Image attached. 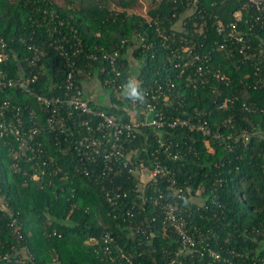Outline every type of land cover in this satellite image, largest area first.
Returning <instances> with one entry per match:
<instances>
[{
    "label": "trees",
    "instance_id": "obj_1",
    "mask_svg": "<svg viewBox=\"0 0 264 264\" xmlns=\"http://www.w3.org/2000/svg\"><path fill=\"white\" fill-rule=\"evenodd\" d=\"M112 1L116 7L111 0H0V40L7 43L10 54L8 60L0 62V70L15 78L22 71L30 73L28 58L33 53L28 46H43L49 58L35 88L52 94L51 84L61 81L66 69L57 45L69 46L67 40L75 43L81 39L86 66L82 78L91 75L102 81L106 74V63L88 58V54L120 50L125 80L136 83L137 91L156 88L167 80L174 82L167 105L159 101L165 113L196 117L198 110L214 127L232 119L230 132L240 135L244 128L250 132L255 128L261 134L208 143L201 133L183 127H146L128 145L139 148L148 165L157 157L174 172L185 194L178 203L187 209L186 227L195 238V244L187 247L163 223L154 189L146 191L150 197L146 202L139 198L130 169L113 183L103 181L98 172L90 177L80 172L83 165L79 166L77 152L72 150L66 157L59 156L69 176L36 180L12 169V155L6 139L0 136V196L7 208L0 207V254L16 241L10 222L17 218L23 233L21 246L30 253L26 264H117L119 248L131 256L133 264H264V87L249 89L247 83L257 79L254 67L225 50L214 53L210 69L221 67L228 80L207 75L208 82L202 83V78L194 82L187 71L182 74L175 66L177 52L185 44L183 38L192 36L196 42L212 46L220 39L213 24L233 19L241 2L197 0L204 11L187 15L194 0H149L146 12L137 11L141 0ZM203 15L204 33L195 35L193 25L196 22L200 27ZM158 23L171 35L170 41L158 36ZM257 32L264 38V29ZM135 34L145 38L146 46ZM134 59L139 69L135 78ZM13 93L3 90L0 97ZM17 96L19 101L36 105L26 94ZM125 97L119 99L112 93L110 103L103 108L130 120L132 95L128 92ZM226 97H235L234 103L228 109L218 108ZM224 130L228 128L224 126ZM41 137L47 150L55 154V136L46 132ZM61 141L67 145L63 138ZM171 152L181 156L173 158ZM103 184L109 191L122 187L128 195L113 205ZM161 190H167L166 185ZM198 197L201 201L195 200ZM164 198L175 199L168 193ZM107 233L114 238L108 243L114 253L102 249ZM91 237L100 242H90ZM0 264L17 263L0 259Z\"/></svg>",
    "mask_w": 264,
    "mask_h": 264
},
{
    "label": "built area",
    "instance_id": "obj_2",
    "mask_svg": "<svg viewBox=\"0 0 264 264\" xmlns=\"http://www.w3.org/2000/svg\"><path fill=\"white\" fill-rule=\"evenodd\" d=\"M241 2V8L234 13L233 19L228 22L218 20L213 26L220 36L212 46L196 42L191 36L187 23V33L191 38H183L185 44L178 50L176 67L181 68V73L187 71L192 81L199 79L202 83L208 82L206 77L228 80V76L221 67L210 69V63L217 50H225L231 57H237L242 63H249L254 67L257 79L253 83H247L250 88L264 87V38L258 28L264 29V0H236ZM187 8V15L201 13L204 10L197 5V0ZM197 16V15H196ZM217 18V15H215ZM204 18V15L202 19ZM188 21V20H187ZM206 22V20H205ZM183 26L186 22H182ZM193 34H203L206 27L203 21L195 22ZM158 36L166 41L171 40V35L163 32L162 23L157 24ZM208 35L205 34V37ZM142 45L146 46L145 38L141 34H135ZM126 42V41H124ZM52 42L51 44H53ZM145 43V44H144ZM69 46L60 44L56 49L65 57V77L51 84L52 94L41 93L35 86L40 82V71L45 70V60L49 58L48 52L40 45H29L33 55L28 58V64L32 68L30 73L22 71L19 78L9 76L0 70V91L12 90L13 94L0 97V136L6 139V145L12 155L11 167L15 172L32 175L36 180L50 178L56 175L69 176L59 156L66 157L70 151L77 152L80 160V172L94 177L99 173L103 181L113 183L114 180L124 175L125 169H130L133 174L135 191L139 198L146 202L150 197L146 194L148 189H154L153 196L156 203L161 204L164 215V224L173 229L183 240L184 245L193 246L194 236L187 230V209L180 207L178 199L185 198L184 191L178 186L177 179L172 169L162 164L157 157L153 164L140 157L139 148L128 147L146 127H183L190 131L199 132L207 138V142L231 141L239 136L249 139L254 134H261L260 130L250 132L243 129L240 135L230 130L233 128L232 119L222 125L214 127L210 119L203 112L196 111L195 116L182 117L170 115L160 110L159 101L165 105L170 97L169 91L175 87L172 80L165 84L159 83L156 88L142 89L139 96L132 94V88L136 85L133 81L128 83L124 76L125 63L121 60L120 50H102V54H88V58L105 62V77L101 81L102 86L110 91V98L114 93L119 99H126V93L132 95L130 120H124L103 108V103L95 102L87 95L85 85L87 80L82 78L86 66L82 63V53L85 52L81 39L75 43L67 40ZM154 42H150L152 46ZM7 43L0 40V62L9 59ZM16 92V93H15ZM18 93H23L32 98L36 105L30 102L18 100ZM17 94V95H16ZM235 97H226L218 106L220 109H228L234 103ZM128 108V106H126ZM224 126L228 131L224 130ZM54 137L55 154L47 150L41 137L44 133ZM61 138L67 143L63 144ZM62 145L64 147H62ZM164 145V144H163ZM232 149L233 146L225 144ZM168 150V148H167ZM173 158L181 156L180 152L172 153ZM161 184V185H160ZM166 185L167 190H161ZM106 197L113 205L121 196L127 197V192H122V187L109 191L106 184L102 185ZM165 193L171 194L175 199L164 198ZM0 207L7 209L1 201ZM203 199V198H202ZM10 228L16 241L10 249L0 254V259L17 264H26L30 253L27 248L21 246L23 233L21 224L17 218L10 222ZM90 242L99 243L95 237ZM114 238L111 233L103 236V251L113 252L109 242ZM117 264H133L131 256L118 249ZM182 250V249H181ZM99 252V248L96 249ZM184 252V251H181ZM114 253V252H113ZM115 261L113 256H110ZM174 264V261L172 262Z\"/></svg>",
    "mask_w": 264,
    "mask_h": 264
},
{
    "label": "crops",
    "instance_id": "obj_3",
    "mask_svg": "<svg viewBox=\"0 0 264 264\" xmlns=\"http://www.w3.org/2000/svg\"><path fill=\"white\" fill-rule=\"evenodd\" d=\"M149 1V0H148ZM142 3V0H141ZM144 3L141 4L140 8L137 9V11L139 12H145L148 10V8H145V4ZM134 63H135V72H134V78L137 77L138 74V68H137V62L134 59ZM85 89H86V93L87 95H89L94 102H100L103 104H109L111 101L110 98V91L108 88L103 87L101 81L96 78L95 76H93V78H91L90 80H87L86 85H85ZM104 95L105 100L102 101L101 96Z\"/></svg>",
    "mask_w": 264,
    "mask_h": 264
},
{
    "label": "rangeland",
    "instance_id": "obj_4",
    "mask_svg": "<svg viewBox=\"0 0 264 264\" xmlns=\"http://www.w3.org/2000/svg\"><path fill=\"white\" fill-rule=\"evenodd\" d=\"M111 3H112V5L114 6V7H116V4L111 0ZM142 3H144L145 4V8H148L149 7V1L148 0H142ZM143 4V5H144ZM146 12V11H145ZM101 99H102V101H104L105 100V97H104V95H102L101 96ZM195 200L196 201H201V198H195ZM1 201H3V198H1Z\"/></svg>",
    "mask_w": 264,
    "mask_h": 264
},
{
    "label": "clouds",
    "instance_id": "obj_5",
    "mask_svg": "<svg viewBox=\"0 0 264 264\" xmlns=\"http://www.w3.org/2000/svg\"><path fill=\"white\" fill-rule=\"evenodd\" d=\"M132 94L135 95V96H139L140 93L137 91L136 88H132Z\"/></svg>",
    "mask_w": 264,
    "mask_h": 264
}]
</instances>
